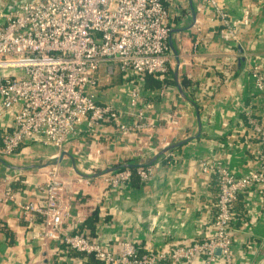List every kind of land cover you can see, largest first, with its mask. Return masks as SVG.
Segmentation results:
<instances>
[{"label":"crops","instance_id":"1","mask_svg":"<svg viewBox=\"0 0 264 264\" xmlns=\"http://www.w3.org/2000/svg\"><path fill=\"white\" fill-rule=\"evenodd\" d=\"M18 1L0 0V9L11 11ZM193 2L196 21L185 27L192 19L189 0H165L170 28L184 27L172 34L180 57L178 79L189 97L192 90L198 98L199 117L195 106L181 96L174 77L172 82H164L152 74L138 84L145 97L144 111L154 119L152 127L121 136L113 124L103 123L89 131L82 123L61 149L73 156L80 170L95 172L117 163L145 160L155 152L150 147L159 150L192 136L161 154L152 163L154 172L149 179L138 183L129 180L117 187L109 186L104 175L78 181L70 158L63 156L59 165L64 166L63 196L69 204L64 230H82L114 252L120 250L122 240L148 250L169 242L205 239L212 232L217 186L214 175L204 172L199 160H220L235 175L260 164L259 142L245 109L251 107L264 123V91H257L253 85L246 54L258 60L264 71V0H222L233 17L241 16L246 7L250 9V22L240 28L237 42L220 38L216 31L219 21L213 17L210 4L204 0ZM0 71L20 72L16 68ZM98 78L99 102L111 100L119 108H130L133 77L122 79L116 67L112 74L102 67ZM182 78L189 81V86H183ZM168 116L170 122H166ZM12 124L13 110L2 106L0 97V132ZM57 152L42 136H36L13 154L0 153V157L12 164L28 165L57 156ZM46 168L22 171L25 186L12 190L14 180L6 181V175L13 174V168L0 161V220L12 231L10 241L7 232L0 229V264H105L67 248L56 238L41 241V215L33 213L26 218L21 214L19 201L45 203ZM12 191L14 198L3 201V195ZM229 231L231 264H264V184L239 193ZM215 253L217 264H225L220 251L216 249ZM202 260L203 255L197 253L190 260L159 264H202Z\"/></svg>","mask_w":264,"mask_h":264},{"label":"built area","instance_id":"2","mask_svg":"<svg viewBox=\"0 0 264 264\" xmlns=\"http://www.w3.org/2000/svg\"><path fill=\"white\" fill-rule=\"evenodd\" d=\"M204 1L219 21L216 31L220 38L237 42L240 28L250 22L249 7L241 16L233 17L222 0ZM168 17L165 0H20L11 11L0 9V70H20L0 71L1 103L5 109L13 110L11 128L0 132V153L13 154L25 141L42 136L44 142L57 148L58 155L66 139L77 133L82 123L89 131L110 123L121 136L152 127L154 119L144 111L145 97L138 84L148 74L164 77L170 73ZM246 59L255 89L264 91L261 65L250 54H246ZM102 67L107 74L116 67L126 78H134L130 108H119L111 100L99 102L98 73ZM245 114L259 142V166L235 175L220 160H199L202 170L214 175L217 186L212 232L205 239L169 242L148 250L122 240L120 250L114 252L78 229L64 230L69 204L63 196L66 179L59 164L49 166L44 182L45 203L19 201L21 214L26 218L33 213L41 215V241L56 238L67 248L93 254L105 264L179 263L197 253L203 255L202 264H217V248L225 264H231L229 223L234 202L248 187L264 184V123L251 107L245 109ZM170 120L168 116L166 122ZM134 172L145 181L152 176L154 165L117 169L105 174V181L117 187L129 181ZM18 175L8 174L6 181L15 180ZM75 176L78 181L90 179ZM13 198V192H8L2 200Z\"/></svg>","mask_w":264,"mask_h":264},{"label":"water","instance_id":"3","mask_svg":"<svg viewBox=\"0 0 264 264\" xmlns=\"http://www.w3.org/2000/svg\"><path fill=\"white\" fill-rule=\"evenodd\" d=\"M189 4H190V10H191V14H192V19H191V23L185 27H190L192 26L195 21H196V10H195V5H194V2L193 0H189ZM184 27H173V28H170V31H169V35H168V44H169V47H170V50H171V53H172V58H173V62H172V70H173V77H174V80L176 81L177 83V86H178V89H179V92L181 94V96H183L186 100H188L191 104H193L196 108V112H197V116L199 117V111H198V106H197V103L194 99H192L191 97H189L185 91L183 90L182 86H181V83L178 79V68H179V64H180V57H179V53H178V50L173 42V37H172V34L174 32H177V31H180V30H183ZM192 136L190 137H186L178 142H173V143H170V144H167L165 146H163L162 148H160L159 150H156L155 148H151L153 149L154 154L152 156H149L147 159H143V160H135L133 162H122V163H119V164H115V165H112V166H109L107 168H103L101 170H98V171H95V172H86V171H82L80 170L77 165H76V162L73 158V156L68 153L67 151L65 150H61L60 153L57 155V156H50L49 158H47L46 160H43L41 162H34L32 164H28V165H16V164H12L10 162H7L5 161L4 159H2L0 157V161L5 164L6 166L10 167V168H13V173L15 174H20L22 171H25L26 169H32V168H45V167H49L50 165H53V164H59L63 158V156L67 155L70 160H71V163H72V170L73 172L76 174V175H79V176H82L84 178H93V177H97V176H102V175H105L111 171H114V170H117V169H121V168H125V167H137L139 165H148V164H152L154 163L157 158L161 155V154H164L166 153L169 149L181 144L182 142L188 140L189 138H191ZM217 250H219V248H217ZM220 251V250H219Z\"/></svg>","mask_w":264,"mask_h":264},{"label":"trees","instance_id":"4","mask_svg":"<svg viewBox=\"0 0 264 264\" xmlns=\"http://www.w3.org/2000/svg\"><path fill=\"white\" fill-rule=\"evenodd\" d=\"M121 73V72H120ZM152 74H148V75H146V76H151ZM121 78L123 79V74L121 73ZM128 79V78H127ZM170 80L171 82L173 81V76H172V70H171V68H170V73H169V77H166V76H164V77H159L158 76V79L157 80H159V81H161V80H164V82H166V80ZM181 82H182V84H183V86L184 87H187V86H189V81L187 80V79H185V78H182V80H181ZM191 89H192V87H191ZM189 95H190V97L192 98V99H194L195 97L192 95V90L191 91H189ZM196 103L198 104V101H196ZM118 164V163H117ZM133 168V167H132ZM24 179H25V174H20V175H18V177L13 181V189L12 190H15V189H18V188H22L23 186H25V182H24ZM131 180H133L134 182H136V183H138L139 181L140 182H143V181H141L140 179H139V177H138V175L134 172L132 175H131V177H130V181ZM13 192V191H12ZM0 229H4L6 232H7V234H8V236H10V241L12 240V231L7 227V225L5 224V222H3V221H1L0 220ZM81 232H83L82 230H80ZM84 233V232H83ZM85 234V233H84ZM86 235V234H85ZM83 253V252H82ZM84 255H86V256H88V257H91V258H94V259H97V258H95L94 257V255L93 254H85V253H83ZM97 260H100V259H97ZM100 261H102V260H100ZM103 262V261H102Z\"/></svg>","mask_w":264,"mask_h":264},{"label":"rangeland","instance_id":"5","mask_svg":"<svg viewBox=\"0 0 264 264\" xmlns=\"http://www.w3.org/2000/svg\"><path fill=\"white\" fill-rule=\"evenodd\" d=\"M59 166H60V169H61V170L59 169V170H60V173H64V171H63V169H62V168H64V166H63V167H62V165H59ZM61 167H62V168H61ZM47 168H48V167H47ZM47 168H46V169H47ZM58 168H59V167H58Z\"/></svg>","mask_w":264,"mask_h":264}]
</instances>
